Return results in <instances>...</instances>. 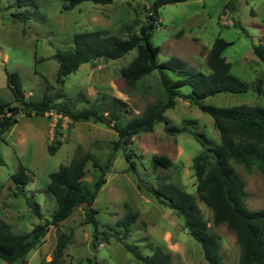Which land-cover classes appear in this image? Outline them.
I'll use <instances>...</instances> for the list:
<instances>
[{
  "label": "rangeland",
  "instance_id": "1",
  "mask_svg": "<svg viewBox=\"0 0 264 264\" xmlns=\"http://www.w3.org/2000/svg\"><path fill=\"white\" fill-rule=\"evenodd\" d=\"M153 1L114 0L105 5L83 1L67 10L63 7L66 0H37L38 8H18L16 0H0V98L18 104L8 85V73L18 72L27 99L39 100L49 94L58 96V102L83 109L95 101L102 102L103 97L107 102L115 96L128 105L125 121L140 115L148 104L159 102L164 89L157 71L145 77L138 89H130L122 70L136 56L137 49L115 60L100 58L83 63L64 83L57 81L59 64L54 55L58 49L73 48L76 33L104 30L128 37L130 30L138 32L153 11ZM229 1L188 0L162 6L160 25L153 32L152 42L161 47L159 62L179 57L188 67L208 74L211 71L207 65L208 50L218 36L224 38L230 42L223 54L231 63V72L248 83V90L237 94L217 93L208 96L205 103L221 107L240 104L264 107V64L253 52L254 44L264 40V0H237L234 11L225 8ZM22 10L30 12L25 22L15 17ZM236 25L244 27L246 32ZM172 76L176 78L175 74ZM182 90L188 92L190 88L184 86ZM165 115L171 125L188 124L215 143L220 142L213 117L189 101L177 98L175 106L167 109ZM17 117L18 122L0 140V224L13 232L25 233L43 222L28 205L27 197L32 196L40 204L44 219L51 220L57 201L47 191L50 174L61 164L70 163L79 145L106 164L119 136L102 122L74 121L54 112L27 116L21 110ZM58 119H61L63 143L51 154L49 145L53 143ZM126 147L117 150L106 173V182L93 204L98 211L100 230L97 247L93 246V226L86 218L87 206L81 204L58 225H50L41 242L24 259L12 264L52 261L61 233L69 234L70 240L60 264H87L89 256L99 264H144L121 241L114 236L106 239L102 234L104 231L121 234L117 221L130 212L138 217L131 224L126 240L138 245L144 254H152L153 247L160 245L172 254L174 262L208 264L201 244L190 235L184 219L139 187L140 181L142 185L147 182L157 186L158 176H166L168 182L197 195L193 159L202 151V145L188 131L169 134L166 124L160 122L151 131L133 136ZM125 150L133 154L135 172L129 168ZM154 155L167 156L171 165L154 167ZM234 165L246 183L248 208L263 209L264 174L256 167L247 170L242 164ZM22 166L29 175L25 195L18 193L11 178ZM97 176L98 171L89 163L85 182L91 186ZM198 204L218 237L224 262L238 264L241 246L235 232L225 224H214L213 211L199 199ZM0 264L5 262L0 259Z\"/></svg>",
  "mask_w": 264,
  "mask_h": 264
},
{
  "label": "trees",
  "instance_id": "2",
  "mask_svg": "<svg viewBox=\"0 0 264 264\" xmlns=\"http://www.w3.org/2000/svg\"><path fill=\"white\" fill-rule=\"evenodd\" d=\"M83 1L105 5L114 0H66L63 7L67 10L72 9ZM185 1L188 0H154L151 5L153 11L147 15L138 32L130 30L128 37L108 34L104 30L76 33L73 48L58 49L54 55L59 64L57 81L64 83L66 77L83 63L100 58L115 60L123 57L130 50L137 49L136 56L122 70V76L128 86L132 90L138 89L145 77L157 71L164 92L159 102L148 104L140 115L129 120L124 119L128 105L118 97H110L107 102H104L106 97H103L102 102L95 101L91 106L83 109H75L66 102H58V96L49 94H45L39 100L27 99L20 74L8 73V85L18 104L12 105L0 98V140L3 139V134L18 122L17 114L21 110L27 116L54 112L74 121L102 122L111 126L118 133L119 139L106 164H102L95 154L89 150L84 151L79 145L71 162L61 164L50 174L47 191L57 201V209L51 220L44 219L40 204L31 196L27 197V203L42 219V223L25 233L13 232L7 225L0 224V259L3 262L12 264L24 259L41 242L50 225H58L81 204L87 206L86 218L93 226V246L97 247L100 230L96 218L98 211L93 204L99 190L106 182V173L113 164L117 150L121 147L126 149L133 136L140 132L151 131L155 124L163 122L169 134L188 131L203 147L193 159L197 195L168 182L166 176H158L157 186L147 182L142 185L140 181L139 187H144L160 203L174 209L184 219V225L190 235L201 244L208 264L226 263L220 252L218 237L204 218L198 199L213 211L214 224H225L235 232L241 246L238 264H264V208L260 210L248 208L246 183L234 165V163L242 164L247 170L256 167L264 174V107L250 104L221 107L205 103L208 96L217 93L237 94L248 90V83L231 72V63L223 54L230 42L220 36L214 40L207 53V65L211 70L208 74L188 67L179 57L159 62L161 47L152 42L153 32L160 25L159 9L166 4ZM236 4L237 0H230L225 8L234 11ZM16 6L38 8V3L37 0H16ZM15 17L25 22L30 18V12L22 10L15 13ZM236 27L246 32L244 27L239 25ZM253 52L264 64V40L254 44ZM171 73L175 74L176 78ZM184 86H188L190 90L184 92L182 90ZM177 98L197 105L203 112L213 117L220 136L219 143H215L188 124L182 126L170 124L165 112L175 106ZM60 128L61 119H58L53 143L49 145L51 154H54L63 143L61 139L63 133ZM124 156L129 162V168L135 172L136 162L133 154L125 150ZM0 162H2L1 157ZM89 163L98 171V176L91 186L85 182ZM158 165L169 167L171 160L164 155H154L153 166ZM11 178L16 183L18 193L25 195V186L29 180L27 168L22 166L12 174ZM137 217V213L130 212L117 221L118 227L122 230L121 234H112L108 231L102 234L106 239L114 236L123 243L127 251L144 264H182L174 262L172 254L160 245L154 246L153 253L147 255L138 245L126 240L130 234V226ZM69 240V234L61 233L54 259L49 262L42 261L41 264H60ZM87 264H99V262L89 256Z\"/></svg>",
  "mask_w": 264,
  "mask_h": 264
},
{
  "label": "crops",
  "instance_id": "3",
  "mask_svg": "<svg viewBox=\"0 0 264 264\" xmlns=\"http://www.w3.org/2000/svg\"><path fill=\"white\" fill-rule=\"evenodd\" d=\"M6 264V263H5Z\"/></svg>",
  "mask_w": 264,
  "mask_h": 264
}]
</instances>
